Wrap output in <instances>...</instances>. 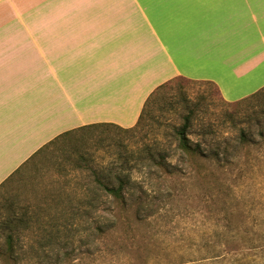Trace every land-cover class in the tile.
Listing matches in <instances>:
<instances>
[{
	"label": "rangeland",
	"instance_id": "obj_1",
	"mask_svg": "<svg viewBox=\"0 0 264 264\" xmlns=\"http://www.w3.org/2000/svg\"><path fill=\"white\" fill-rule=\"evenodd\" d=\"M4 4L7 22L11 9ZM148 109L134 133L98 126L48 145L0 185V213L29 209L40 220V228L31 223L23 236L31 247L45 241L40 229L51 232L46 264H264V101L235 107L207 82L173 78ZM188 113L194 120L190 139L207 153L219 146L220 158L185 164L184 173L172 177L159 170L164 181H152L169 192L165 197L126 195L119 205L105 193L88 191L100 170L106 180L120 171L144 181L148 168L142 165L109 166L125 167L132 152L151 144L168 151L171 133ZM240 130L247 142L238 140ZM18 264L41 263L22 257Z\"/></svg>",
	"mask_w": 264,
	"mask_h": 264
},
{
	"label": "crops",
	"instance_id": "obj_2",
	"mask_svg": "<svg viewBox=\"0 0 264 264\" xmlns=\"http://www.w3.org/2000/svg\"><path fill=\"white\" fill-rule=\"evenodd\" d=\"M4 2L0 185L66 131L132 127L173 78L229 102L264 87V0H6L7 22Z\"/></svg>",
	"mask_w": 264,
	"mask_h": 264
},
{
	"label": "trees",
	"instance_id": "obj_3",
	"mask_svg": "<svg viewBox=\"0 0 264 264\" xmlns=\"http://www.w3.org/2000/svg\"><path fill=\"white\" fill-rule=\"evenodd\" d=\"M176 78L184 80L187 79L182 76ZM168 82H170V80L159 85L148 96L142 107L137 122L132 127L123 128L113 123H95L66 131L52 139L50 142L43 145L34 154H32L20 167H22L32 157L40 153L51 143L55 142L59 138H62L63 136L72 134L77 130H85L98 126H113L119 131L130 134L134 133L136 130L140 129L142 125V119L146 112L149 111L148 106L150 104L152 96L156 93L159 88L164 87ZM204 82L213 85L216 93L219 95V92L214 84L210 83L209 81ZM220 98L223 102H226L227 104L233 105L235 107H239L241 104L244 103L253 104L255 102L264 101V87L237 101L229 102L225 101L221 96ZM193 121V117L190 115V113L186 114L183 117L182 123L177 128H175L170 135V139L173 145L168 151H166V149H163L160 153V151H157L156 148H151L153 146V144H151V147H143L140 150L132 152L130 157H128L127 159L125 167L122 164H114L112 166H109L110 169L114 170H119L123 168H125L126 170H135L138 165H142L148 168L147 171L144 173L146 176L144 181H137L135 179H131L129 175L121 176L120 171L114 173V175L112 176V180L111 178L109 180H106V175H102L104 170H100L99 178L94 179V183H96V185L93 187H89L88 191L93 193H105L110 196L111 200L118 202L119 205H122L125 202L126 195H128V197L138 198L167 196L169 192L166 191V193H164V191L157 185L158 183L156 184V181H152L153 179H161L163 177L159 174V170L163 172L164 176L172 177L178 172L184 173V170L186 168H183V166L185 164L188 166V168H190L191 166L193 167L194 165L197 166L198 164H200V160H203L208 157L218 159L220 158V155L223 154L222 149H220L219 146L207 153L206 149L202 148L199 143H193V141L189 137V130L193 124ZM238 140L242 142H247V135L243 130H240ZM173 157L176 161L179 159L181 161V165L178 166L175 164V162H172L171 160L169 161V158ZM20 167L17 170H19ZM153 168L156 169V172L153 171ZM17 170H15L13 173H15ZM113 180L114 183L112 184L111 182ZM161 180L164 181V179ZM100 199L101 198L99 197L98 201ZM94 201L95 199H93V202ZM31 223L32 225L35 223L36 227L40 228V220L37 217H34V214L29 209L24 210V212L22 213H18L17 211L13 210L11 213L5 214V216L0 213V264H10L11 261H13L14 264H18L22 257L38 258L39 263L46 264L49 258H51L50 252L52 251V249L51 251L50 249H48L51 248V246L49 245V241H47L46 239L48 236L47 233L50 234V231L43 230V228L40 229V233L43 239H45V241L41 243L38 248H34V246L31 247V245H29L27 242L25 243L23 236L26 235V232H28L27 230H29ZM99 231H101L100 227ZM61 258L62 257L59 254L58 250L55 251L56 261H60Z\"/></svg>",
	"mask_w": 264,
	"mask_h": 264
}]
</instances>
